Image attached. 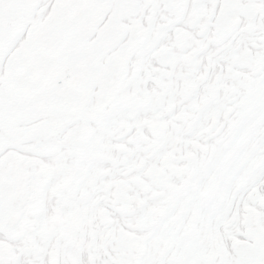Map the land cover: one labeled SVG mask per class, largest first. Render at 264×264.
Returning <instances> with one entry per match:
<instances>
[{
	"label": "snow or ice",
	"instance_id": "1",
	"mask_svg": "<svg viewBox=\"0 0 264 264\" xmlns=\"http://www.w3.org/2000/svg\"><path fill=\"white\" fill-rule=\"evenodd\" d=\"M0 264H264V0H0Z\"/></svg>",
	"mask_w": 264,
	"mask_h": 264
}]
</instances>
